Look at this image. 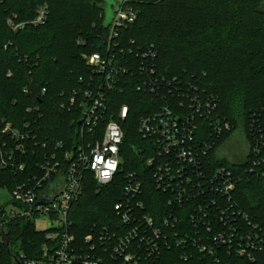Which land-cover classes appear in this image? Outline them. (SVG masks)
I'll list each match as a JSON object with an SVG mask.
<instances>
[{"label":"trees","instance_id":"1","mask_svg":"<svg viewBox=\"0 0 264 264\" xmlns=\"http://www.w3.org/2000/svg\"><path fill=\"white\" fill-rule=\"evenodd\" d=\"M128 2L138 15L132 24L122 27L120 39L130 49L127 57L134 64L132 69L143 61L140 52L150 49L155 57L147 64L157 77L160 103L165 100L164 77H174L176 85L193 88L179 92V102L186 96L191 100L195 91L211 98L215 103L211 114L220 119L223 129L213 134L208 159L213 166L225 165L233 172L236 185L231 198L237 208L254 222L264 223V0ZM41 6L46 8L45 22L34 24L32 20ZM21 23L23 27L14 28ZM107 30L104 0H0V126L9 121L31 136L23 140L26 152L15 156L26 169L13 172L0 168V187L11 189L28 178L56 144L72 149L79 141L78 127L72 122L74 112L61 108V93L85 88L79 78L88 79L92 73L81 55L99 51ZM132 79L121 91L109 92L110 112L118 111L123 103L129 105V116L122 121V163L108 185H99L88 174V182L71 211L79 237L92 223H107L113 217L124 175L130 172L144 181L145 191L153 192L152 198L145 199L148 205L160 202L146 164L153 146L137 129L139 118L155 103V95L137 90ZM169 100L174 103L172 93ZM34 104L38 111L33 114L27 108ZM204 127L202 135L208 136L209 127ZM6 136L12 143L10 134ZM234 139V147L242 140L247 143L244 160L240 156L243 152L236 149L219 156V150ZM254 144L256 156L250 152ZM253 159L260 162L253 165ZM9 237L18 249L34 257L46 233L21 220L11 223ZM13 253L12 248L2 250L0 263L14 264ZM234 261L264 264V252L252 263L237 258Z\"/></svg>","mask_w":264,"mask_h":264},{"label":"built area","instance_id":"2","mask_svg":"<svg viewBox=\"0 0 264 264\" xmlns=\"http://www.w3.org/2000/svg\"><path fill=\"white\" fill-rule=\"evenodd\" d=\"M137 15L128 0H122L107 25L100 50L81 55L92 73L88 79L79 78L85 88L61 93V108L74 112L72 122L78 127L79 141L72 149L56 144L28 178L11 189L3 188L10 197L0 204V253L5 248L14 251L9 231L15 221L26 220L46 233L34 257L18 249L13 253L14 264H244L234 259L252 263L264 252V223L254 222L237 208L231 198L236 185L233 172L225 165L213 166L208 159L213 134L223 129L220 119L211 114L215 103L197 91L191 100L186 96L179 102L177 94L193 88L176 85L174 77L163 78L165 100L160 103L157 77L149 65L155 57L150 49L140 52L143 61L132 69L134 64L127 57L130 49L121 43L120 31ZM45 18L46 8L41 6L32 23L42 24ZM18 26L23 24L14 28ZM130 78L137 90L155 95V103L139 118L137 129L153 146L146 164L160 202L149 206L145 199L152 198L153 192L145 191L144 181L130 172L124 175L113 217L107 223H92L79 237L71 211L88 174L99 185H108L122 163V121L129 116V105L123 103L113 113L107 100L110 91H121ZM27 111L34 114L38 106H29ZM205 125L208 136L202 135ZM28 138L29 132H20L9 121L0 126V168L26 169L15 156L26 152L23 140ZM250 152L256 156L255 144ZM259 162L253 159V165ZM45 217L51 219V226L37 228L36 221Z\"/></svg>","mask_w":264,"mask_h":264},{"label":"rangeland","instance_id":"3","mask_svg":"<svg viewBox=\"0 0 264 264\" xmlns=\"http://www.w3.org/2000/svg\"><path fill=\"white\" fill-rule=\"evenodd\" d=\"M128 1H130V0H128ZM117 2H118V0H104L105 21H108L110 19L111 15H113L112 13H113L114 9L117 6ZM236 141H237L236 139L231 140V141H228L225 144V146H223L219 150V156L224 157L223 155L226 154V153H228V154L230 152L234 153L233 151H234V149H236V152L237 153L240 152V151H242L243 153L240 154V156L243 155V157H244L245 156L244 155L245 154V151L244 150L247 149V143L242 140L241 144L239 143L240 145H238L237 147H234ZM9 197H10V192L9 191H6L2 187H0V204H3L5 201H7ZM50 226H51V219L50 218L45 217L44 219H38L36 221V227L37 228L47 229ZM11 245L13 246L14 252L16 253L17 250H18V247L15 245V243H12V241H11ZM0 258H2L1 257V254H0Z\"/></svg>","mask_w":264,"mask_h":264},{"label":"water","instance_id":"4","mask_svg":"<svg viewBox=\"0 0 264 264\" xmlns=\"http://www.w3.org/2000/svg\"><path fill=\"white\" fill-rule=\"evenodd\" d=\"M122 3V0H118V2H117V6H116V8L114 9V11H113V15H111V17H110V19L108 20V21H105V25L107 26L108 24H109V22L112 20V18L114 17V15H115V12L117 11V9H118V6L120 5ZM57 184H58V181H57V183L53 186V187H51V188H54L55 186H57Z\"/></svg>","mask_w":264,"mask_h":264},{"label":"flooded vegetation","instance_id":"5","mask_svg":"<svg viewBox=\"0 0 264 264\" xmlns=\"http://www.w3.org/2000/svg\"><path fill=\"white\" fill-rule=\"evenodd\" d=\"M224 156V155H223Z\"/></svg>","mask_w":264,"mask_h":264}]
</instances>
